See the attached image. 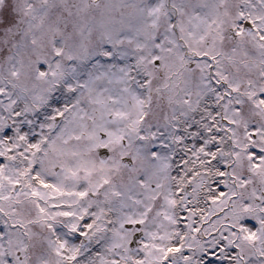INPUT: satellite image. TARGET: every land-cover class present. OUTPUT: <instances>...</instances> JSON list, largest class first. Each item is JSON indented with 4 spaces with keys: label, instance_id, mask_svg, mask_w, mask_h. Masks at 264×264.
Wrapping results in <instances>:
<instances>
[{
    "label": "snow or ice",
    "instance_id": "6c2138e0",
    "mask_svg": "<svg viewBox=\"0 0 264 264\" xmlns=\"http://www.w3.org/2000/svg\"><path fill=\"white\" fill-rule=\"evenodd\" d=\"M0 264H264V0H0Z\"/></svg>",
    "mask_w": 264,
    "mask_h": 264
}]
</instances>
